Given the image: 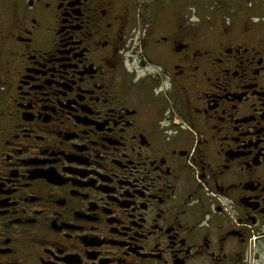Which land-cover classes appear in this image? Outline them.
Here are the masks:
<instances>
[{
	"label": "flooded vegetation",
	"instance_id": "af4514ba",
	"mask_svg": "<svg viewBox=\"0 0 264 264\" xmlns=\"http://www.w3.org/2000/svg\"><path fill=\"white\" fill-rule=\"evenodd\" d=\"M0 264H264V0H0Z\"/></svg>",
	"mask_w": 264,
	"mask_h": 264
},
{
	"label": "rangeland",
	"instance_id": "374dc122",
	"mask_svg": "<svg viewBox=\"0 0 264 264\" xmlns=\"http://www.w3.org/2000/svg\"><path fill=\"white\" fill-rule=\"evenodd\" d=\"M203 9H204V6H203Z\"/></svg>",
	"mask_w": 264,
	"mask_h": 264
}]
</instances>
